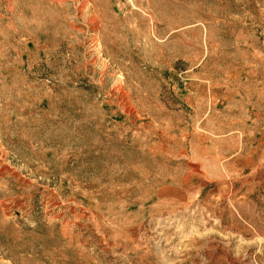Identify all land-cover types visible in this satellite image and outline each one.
<instances>
[{
  "label": "rangeland",
  "instance_id": "rangeland-1",
  "mask_svg": "<svg viewBox=\"0 0 264 264\" xmlns=\"http://www.w3.org/2000/svg\"><path fill=\"white\" fill-rule=\"evenodd\" d=\"M0 264H264V0H0Z\"/></svg>",
  "mask_w": 264,
  "mask_h": 264
}]
</instances>
